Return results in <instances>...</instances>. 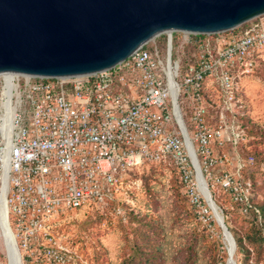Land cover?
Listing matches in <instances>:
<instances>
[{
	"label": "built area",
	"instance_id": "1",
	"mask_svg": "<svg viewBox=\"0 0 264 264\" xmlns=\"http://www.w3.org/2000/svg\"><path fill=\"white\" fill-rule=\"evenodd\" d=\"M259 17L216 34L175 32L170 49L166 35L163 53L148 43L90 75L0 74V199L22 264L74 263L59 226L110 204L124 217L144 164L176 174L209 229L215 218L200 179L212 197L222 190L242 213L252 208L253 185L241 172L254 156L230 160L224 148L249 142L237 121L241 81L264 65ZM233 162V171L220 169Z\"/></svg>",
	"mask_w": 264,
	"mask_h": 264
},
{
	"label": "water",
	"instance_id": "2",
	"mask_svg": "<svg viewBox=\"0 0 264 264\" xmlns=\"http://www.w3.org/2000/svg\"><path fill=\"white\" fill-rule=\"evenodd\" d=\"M261 15L264 0H0V74L90 75L114 67L161 35L168 36L170 49L175 32L216 34ZM204 189L228 244L226 264H236L235 239L205 183ZM0 232L7 264H22L5 203Z\"/></svg>",
	"mask_w": 264,
	"mask_h": 264
},
{
	"label": "rangeland",
	"instance_id": "3",
	"mask_svg": "<svg viewBox=\"0 0 264 264\" xmlns=\"http://www.w3.org/2000/svg\"><path fill=\"white\" fill-rule=\"evenodd\" d=\"M262 18L264 17H259ZM155 40L151 41L150 45H158L163 53L166 50V43H156ZM241 89L243 96L241 110L246 117L238 119L237 122L247 123L249 119L254 134L248 135L247 144H241L236 149L225 146L224 151L230 160L236 155L242 159L249 155L254 156V164L245 167L241 175L244 179L254 181L253 177L245 175L243 171L255 165L256 172L262 174V177L255 191L253 188L251 200L263 203L264 68H257L250 77L243 79ZM257 131L260 132L259 136ZM234 166L233 162L220 169L233 171ZM136 178L139 180L140 188L133 197L135 206L132 210L124 209V217H117L112 209L102 214L78 213L77 217L67 219L59 226L66 244L77 254L78 259L72 264H123L132 256L134 249L137 247L148 249L149 244L163 247L164 256L157 258L160 263L226 264L227 244L224 243L221 229L215 219L212 228L209 229L198 218L187 200L181 197L173 173L170 174L167 170L151 164H144ZM212 194L228 228L239 236L242 235L248 227L246 221L252 219V215H244L239 207L234 209V205H238L222 190L216 189ZM255 214L259 215L256 209ZM147 240L150 242L147 243ZM241 258L243 255H234L235 261H241ZM6 261V252L0 236V262L6 264Z\"/></svg>",
	"mask_w": 264,
	"mask_h": 264
},
{
	"label": "trees",
	"instance_id": "4",
	"mask_svg": "<svg viewBox=\"0 0 264 264\" xmlns=\"http://www.w3.org/2000/svg\"><path fill=\"white\" fill-rule=\"evenodd\" d=\"M162 39H159L161 38ZM156 39L155 42L160 43L164 42L166 43V35H161ZM179 35L177 33L173 34V44L175 45L178 41ZM257 68H264V65H260ZM256 68V69H257ZM246 117V115L240 116L241 119ZM249 119L247 123H243V127L246 130L247 135H252L254 134L252 125L249 123ZM258 136H259V131ZM255 165L253 167H248L246 170L243 171L245 175H248L249 177H253L254 181L253 182V188L255 191V188L259 186L262 174H258L255 170ZM176 177V180L178 182L179 190L181 197L186 200L184 195L182 194L181 186L178 181V178L176 174H174ZM261 185V184H260ZM252 203V208L248 210V212L244 215H252V219H248L246 222H248V227L245 230V232L242 235H238L235 231H233L231 228L229 230L232 232L233 237L236 242V253L234 254L235 256L238 255H243V258H241V261H236L237 264H264V244H263V239H264V202L259 203L253 200H251ZM114 205L110 204L109 209H111ZM239 206L234 205V209H237ZM255 209L259 211V215L255 214ZM236 211V210H235ZM235 211H232L236 213ZM99 213V212H97ZM102 214V213H101ZM242 216V215H241ZM226 223V220H225ZM147 243L150 241L147 240ZM192 244V243H191ZM148 249H142L141 247H137L134 249V252L132 256L127 259L123 264H164L163 262L160 263L157 261V258L163 257L164 256V249L162 246H154L149 244ZM190 247H192L190 245ZM151 250V251H150ZM227 254V253H226ZM187 258H190V255L187 256ZM7 263V261H6Z\"/></svg>",
	"mask_w": 264,
	"mask_h": 264
},
{
	"label": "bare ground",
	"instance_id": "5",
	"mask_svg": "<svg viewBox=\"0 0 264 264\" xmlns=\"http://www.w3.org/2000/svg\"><path fill=\"white\" fill-rule=\"evenodd\" d=\"M9 95V98H10V93L8 94ZM200 181H201V184L203 185V190H204V192H205V189H204V183L202 182V180L200 179ZM5 184H4V186L1 188V191L3 192L5 189ZM205 195H206V198H207V201H208V204H209V206L211 207V204H210V202H209V200H208V196H207V194H206V192H205ZM3 198V197H2ZM0 199V210H2V206H3V204L5 203L4 202V198L3 199ZM211 210H212V208H211ZM1 233V232H0ZM1 236V235H0ZM226 244H227V242H226ZM227 246H228V244H227ZM226 246V247H227ZM229 247H230V245H229ZM229 264H231V263H229Z\"/></svg>",
	"mask_w": 264,
	"mask_h": 264
}]
</instances>
